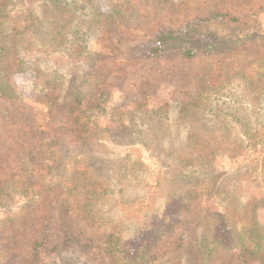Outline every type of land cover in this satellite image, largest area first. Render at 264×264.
Wrapping results in <instances>:
<instances>
[{
  "label": "rangeland",
  "instance_id": "rangeland-1",
  "mask_svg": "<svg viewBox=\"0 0 264 264\" xmlns=\"http://www.w3.org/2000/svg\"><path fill=\"white\" fill-rule=\"evenodd\" d=\"M68 1L32 0L41 26L27 36V62L15 77L20 101L0 97V159L32 167L28 159L38 156H29L28 145L49 132L60 78L73 77L101 99L85 106L98 114L99 130L79 137L90 147L76 163L79 174L88 167L94 177L89 210L97 221L86 217L83 197L62 219L34 207L13 234L1 225V211L16 212L23 204L16 197L0 208V264H37L29 249L34 234L46 237L45 264H262L239 251L201 247L190 223L208 213L200 227L220 224L213 192L221 186L243 205L255 202L264 230V0H133L141 8L133 16L116 14L115 0H85L75 9ZM211 11L241 20L234 34L244 45L226 55L150 54L160 32L185 29ZM230 33L218 24L219 36ZM250 138L262 183L238 172V142Z\"/></svg>",
  "mask_w": 264,
  "mask_h": 264
},
{
  "label": "trees",
  "instance_id": "trees-1",
  "mask_svg": "<svg viewBox=\"0 0 264 264\" xmlns=\"http://www.w3.org/2000/svg\"><path fill=\"white\" fill-rule=\"evenodd\" d=\"M85 2V0H69L65 5L83 8ZM134 2L137 3V1ZM31 3L32 0H0V97H6L16 102L20 101V94L15 84V77L24 69L27 62L25 58L27 36L35 30H40L41 26L40 17L31 10ZM135 3L133 0H115L114 12L119 16H133L141 9ZM218 24L229 26L231 33L219 36L217 34ZM239 26H241L239 18L211 11L209 17L198 18L185 29L160 32L150 48V54L159 57L169 52H176L185 58L196 57L199 53L226 55L244 45L241 43L243 37L234 34ZM35 32L38 33V31ZM194 33L197 36L193 37ZM197 40L200 41V44L195 43ZM88 55H92V53L88 52ZM60 79L59 88L52 104L58 116L54 118V123L50 126L48 133L42 132L36 143L28 145L32 151L33 148L37 150L35 153L30 150L29 156L33 153L38 156V159H28L29 162H32L31 168L27 163L20 167L18 164L7 167V161L0 159V208L11 205L10 203L16 197L23 199V204L17 208L16 212L12 213L11 208L1 211L6 214L1 225H7L13 234L22 229L25 223H21L29 218L34 207H50L62 219L70 213L71 208L77 206L76 200H81L83 197H86L84 202L85 212L87 211L86 217L94 223L97 221L89 210L92 207L93 197L97 195L93 190L95 187L94 177L88 172V167H85L83 173L79 174L76 163L77 160L83 158L77 153H82L90 147L79 140V137L90 138L91 135H96L99 130L98 114L92 112L91 108L87 107V110L85 106L91 97H98L97 102H100L101 99L90 92L87 96L83 89L85 85L82 83L73 84V77L69 75ZM103 103H106V100H103ZM67 110L69 112H66ZM239 135L241 134L239 133ZM74 139L78 142L75 143ZM238 144L244 157L238 172L254 174L256 180L260 181L259 169L255 168L256 162L252 159L255 148L251 144V138L239 141ZM65 148L66 151H64ZM62 151H64L63 154ZM17 152H25L23 145L18 146ZM19 160L21 159L16 162ZM262 169L264 171L263 166ZM79 175L82 176L79 177ZM192 175L193 172L183 176L188 179ZM210 177L212 174L207 175V178ZM231 177L229 176L227 179ZM59 188L64 194L54 195V192ZM232 195L233 191L230 189L221 191V186H218L213 192V196L219 202L220 210L216 211L215 217L220 219V224L215 228L207 227V225L200 227L209 214H198L190 223L194 225L192 231L198 228L197 235L202 237L201 247L208 246V249L212 251L222 248L226 253L231 250L239 251L248 254L252 259H261L264 264V230L257 223L256 210L252 209L255 202L243 205L242 201ZM2 228L0 226V232L3 230ZM206 232L209 233L210 239ZM45 238L39 234L30 236L29 249L37 264H45L43 261L46 251ZM59 249L61 247L58 246L53 250ZM60 255L61 253H58L57 256Z\"/></svg>",
  "mask_w": 264,
  "mask_h": 264
}]
</instances>
